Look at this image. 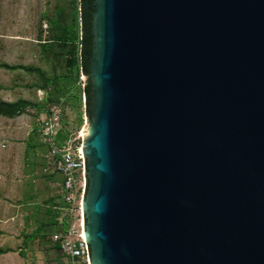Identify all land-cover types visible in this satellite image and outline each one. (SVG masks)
<instances>
[{
	"label": "water",
	"instance_id": "95a60500",
	"mask_svg": "<svg viewBox=\"0 0 264 264\" xmlns=\"http://www.w3.org/2000/svg\"><path fill=\"white\" fill-rule=\"evenodd\" d=\"M89 18L88 264H264V0Z\"/></svg>",
	"mask_w": 264,
	"mask_h": 264
},
{
	"label": "rangeland",
	"instance_id": "374dc122",
	"mask_svg": "<svg viewBox=\"0 0 264 264\" xmlns=\"http://www.w3.org/2000/svg\"><path fill=\"white\" fill-rule=\"evenodd\" d=\"M76 10L75 0H0V66H12L9 69L0 67V102L24 100L31 104L33 107H23L21 112L30 129L33 127L36 105L45 108L49 96L53 99L64 96L67 99L62 125L69 132L81 131L82 135L87 124L82 91L87 75L77 65L80 46L76 41L80 27ZM43 23L46 28L42 27ZM67 30L74 32V42L55 41V37L65 38ZM15 105L19 108L18 103ZM11 108L3 109L0 106L1 111L8 113L12 111ZM2 125L0 140L3 136L6 139L25 136L23 130L10 129L11 125L9 127L5 122ZM27 137L31 147L23 152L26 159L20 168L22 177L11 188V194L14 195L13 199L19 198V201L28 203L24 209L29 213L30 221H27L26 215L23 220L19 216L13 222L9 220V239L16 238L22 244L24 235L38 227L35 235L37 241L18 246L23 253V248L30 249L31 253L24 262L65 264L47 241L48 233L52 230L49 223L58 215V211L50 209L55 204V189L51 183L52 176L43 171L41 154L44 147L33 131ZM10 213L7 210L0 216ZM40 245L45 247L41 249ZM40 249L42 253H39ZM24 262L19 259L17 264Z\"/></svg>",
	"mask_w": 264,
	"mask_h": 264
},
{
	"label": "built area",
	"instance_id": "2783aa9c",
	"mask_svg": "<svg viewBox=\"0 0 264 264\" xmlns=\"http://www.w3.org/2000/svg\"><path fill=\"white\" fill-rule=\"evenodd\" d=\"M43 28L46 24L43 23ZM63 96L48 102L45 108L33 111V131L44 147L41 157L43 171L52 176L55 189V204L51 209L58 211L54 231L49 235L56 243V251L65 264H88V245L83 241V213L80 209L85 189V159L79 153L81 137L62 125L67 108ZM61 136V137H60Z\"/></svg>",
	"mask_w": 264,
	"mask_h": 264
},
{
	"label": "crops",
	"instance_id": "0c3cea01",
	"mask_svg": "<svg viewBox=\"0 0 264 264\" xmlns=\"http://www.w3.org/2000/svg\"><path fill=\"white\" fill-rule=\"evenodd\" d=\"M21 114H13L10 117L0 115V127L5 122L9 127L11 125L10 129L23 130L25 135L19 139L11 137L6 139V136H3L0 140V215L6 213L7 210L11 211L9 215L0 216V264H17L19 259L23 260V262L26 261L28 253H31L30 249L23 248L25 250V253H23L18 246L31 244V242L37 241L38 238L35 236L38 227H35L31 231L32 234L29 232L24 235L25 241L22 244H19V240L16 238H13V240L9 239V233L11 232L8 225L9 220L13 222L18 216L20 220H23L24 215H26L27 221H30L29 213L24 209L28 203L19 201V198L13 199L14 195L12 196L11 194V188L13 189V186L22 177L20 168L26 159L23 152L31 147L27 137L31 129L29 123L25 122L24 115ZM13 228L16 227L13 226ZM42 247H45V245H40L41 249ZM41 249L39 253H42Z\"/></svg>",
	"mask_w": 264,
	"mask_h": 264
},
{
	"label": "trees",
	"instance_id": "16d2710c",
	"mask_svg": "<svg viewBox=\"0 0 264 264\" xmlns=\"http://www.w3.org/2000/svg\"><path fill=\"white\" fill-rule=\"evenodd\" d=\"M87 1V9L86 10H83L82 9V6L84 4V2ZM75 0V3H76V11H77V14H78V18H79V27H80V34H79V37H77V41L76 43L79 44L80 48H79V55H78V59H77V65L79 67V69L81 70V72L85 75H87V62H88V56H89V51H90V43H91V33H90V24H89V7H90V2L91 0ZM78 5H79V9H78ZM67 36H65V38H61V37H55V41L57 42H62V43H67L69 44L70 42H74V38H72L74 32L72 30H67ZM71 37V38H70ZM0 67L2 68H6V69H9V68H12V66H7L6 64H2ZM18 68H23L22 66H19ZM83 96H84V111H85V114L86 116H88V113H89V85H88V81L86 82L85 86L83 87ZM64 97V96H63ZM49 100V102L55 100L53 98H47ZM65 99V102H67V99L64 97ZM18 103V107L19 108H16V105ZM14 105V106H13ZM0 106L3 107V109H9L11 107V112H3L0 110V115L2 116H13V114L17 115V114H20L23 109V107H25V109L27 107H33L31 104H29L28 102L24 101V100H20V101H16V102H13V103H8V102H0ZM36 110H41L43 109V105H36ZM67 134V129H65V132L62 136H66ZM61 137V136H60ZM51 209V207H50ZM52 210V209H51ZM55 211V210H54ZM57 216V215H56ZM55 216V217H56ZM55 217H54V220L52 222H50L49 224L52 225V230L49 231L48 233V238H49V235L52 231H54V224H55ZM48 243H50L49 245L53 248V250L57 248V244L56 243H51L49 239H47Z\"/></svg>",
	"mask_w": 264,
	"mask_h": 264
},
{
	"label": "flooded vegetation",
	"instance_id": "af4514ba",
	"mask_svg": "<svg viewBox=\"0 0 264 264\" xmlns=\"http://www.w3.org/2000/svg\"><path fill=\"white\" fill-rule=\"evenodd\" d=\"M84 1H85V0H84ZM87 3H88L87 1L84 2V5L86 6V9H87Z\"/></svg>",
	"mask_w": 264,
	"mask_h": 264
},
{
	"label": "bare ground",
	"instance_id": "6f19581e",
	"mask_svg": "<svg viewBox=\"0 0 264 264\" xmlns=\"http://www.w3.org/2000/svg\"><path fill=\"white\" fill-rule=\"evenodd\" d=\"M78 134H79L80 136H82V135H81V131H80Z\"/></svg>",
	"mask_w": 264,
	"mask_h": 264
}]
</instances>
